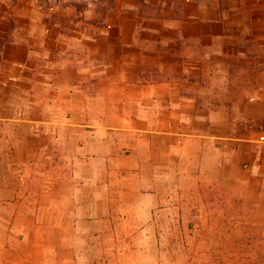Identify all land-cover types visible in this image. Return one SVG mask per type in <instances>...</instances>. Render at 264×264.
I'll return each mask as SVG.
<instances>
[{"label": "crops", "instance_id": "1", "mask_svg": "<svg viewBox=\"0 0 264 264\" xmlns=\"http://www.w3.org/2000/svg\"><path fill=\"white\" fill-rule=\"evenodd\" d=\"M4 6L0 264H159L178 190L264 228V0Z\"/></svg>", "mask_w": 264, "mask_h": 264}, {"label": "rangeland", "instance_id": "2", "mask_svg": "<svg viewBox=\"0 0 264 264\" xmlns=\"http://www.w3.org/2000/svg\"><path fill=\"white\" fill-rule=\"evenodd\" d=\"M20 0H0L15 6ZM61 9L76 3L93 14L111 10L114 0H38ZM182 0L176 2L179 6ZM241 193V192H240ZM174 202V201H173ZM159 221V264H264V228L253 219L260 208L247 203L243 194L219 190H178L175 205L166 207Z\"/></svg>", "mask_w": 264, "mask_h": 264}, {"label": "trees", "instance_id": "3", "mask_svg": "<svg viewBox=\"0 0 264 264\" xmlns=\"http://www.w3.org/2000/svg\"><path fill=\"white\" fill-rule=\"evenodd\" d=\"M177 1H178V0H166V2H167V4H168L169 7L172 6L173 4H176ZM182 1H183V0H182ZM40 5L42 6V8H43L45 11H49L51 8L55 7L54 5L49 4V3H47L46 5H43L42 3H40ZM65 8H70V9H72V10H75L77 13H80V12L83 11V8H81V6H79L78 4H76V3H74V2L68 4L67 7H65ZM107 12H108V11H107ZM107 12L105 11V12H103V14H106Z\"/></svg>", "mask_w": 264, "mask_h": 264}, {"label": "built area", "instance_id": "4", "mask_svg": "<svg viewBox=\"0 0 264 264\" xmlns=\"http://www.w3.org/2000/svg\"><path fill=\"white\" fill-rule=\"evenodd\" d=\"M259 143L264 144V134H261L259 137Z\"/></svg>", "mask_w": 264, "mask_h": 264}]
</instances>
